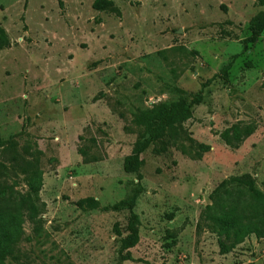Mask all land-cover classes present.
<instances>
[{
	"label": "rangeland",
	"instance_id": "374dc122",
	"mask_svg": "<svg viewBox=\"0 0 264 264\" xmlns=\"http://www.w3.org/2000/svg\"><path fill=\"white\" fill-rule=\"evenodd\" d=\"M109 1L0 0V264H264V204L220 185L249 175L264 195V31L245 43L264 7ZM201 88L180 138L140 155V180L124 173L132 119ZM86 197L120 209H78ZM130 209L139 242L124 260ZM216 218L260 235L236 243Z\"/></svg>",
	"mask_w": 264,
	"mask_h": 264
},
{
	"label": "trees",
	"instance_id": "16d2710c",
	"mask_svg": "<svg viewBox=\"0 0 264 264\" xmlns=\"http://www.w3.org/2000/svg\"><path fill=\"white\" fill-rule=\"evenodd\" d=\"M257 5L264 7V0H256ZM112 2L109 0H94L92 3V8L94 10H102L105 7H110ZM264 31V9L258 12L250 22V36L245 40V43H254L257 41L259 36ZM203 87V86H202ZM202 89L193 97L190 103H187L183 98H178L174 102L170 103H157L148 109L141 111L137 116L132 119L133 126L137 129L135 134V141L133 143L131 152L124 157L122 163V170L126 174H136L137 180L141 179L138 174L140 167L143 164L140 155L151 147V151L155 155L162 154L166 152L168 145H173L175 141L180 138L182 131L180 130V125L192 118V105L201 103ZM124 131L128 132V127H123ZM194 143L193 140H189ZM1 146V141H0ZM196 146L203 150L208 151L209 147L205 145ZM78 155L81 157L83 163L97 162L99 159L94 156H89L87 150L77 149ZM235 183L237 185L245 186L248 188L249 192L252 194V198L259 204H264V195L255 188L254 180L249 175H242L238 177L230 178L226 182L220 183L224 185L225 183ZM121 202L114 204L112 206L101 207L99 202L91 197H86L79 199L75 206L80 210H100L102 212L117 211L120 209ZM130 209L129 218L126 223V233L127 235L120 240L119 250L120 252H125L124 260H131L128 254V250L135 247L139 242L138 234V218L131 212ZM221 219V218H220ZM216 218V224L219 227L220 233L227 234L225 229L227 226L234 225L238 227L236 232L237 240L239 243L251 234H256L257 232L251 224H244L241 220L243 218L232 219L230 222H224ZM113 231L116 236L120 237L121 233L114 225ZM264 237V234H263ZM4 249L2 248V243L0 242V260L2 259Z\"/></svg>",
	"mask_w": 264,
	"mask_h": 264
}]
</instances>
